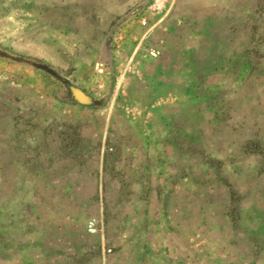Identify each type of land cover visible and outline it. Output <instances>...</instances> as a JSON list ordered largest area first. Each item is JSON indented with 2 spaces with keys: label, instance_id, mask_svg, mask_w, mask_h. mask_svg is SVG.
<instances>
[{
  "label": "rangeland",
  "instance_id": "1",
  "mask_svg": "<svg viewBox=\"0 0 264 264\" xmlns=\"http://www.w3.org/2000/svg\"><path fill=\"white\" fill-rule=\"evenodd\" d=\"M0 264H264V0H0Z\"/></svg>",
  "mask_w": 264,
  "mask_h": 264
}]
</instances>
